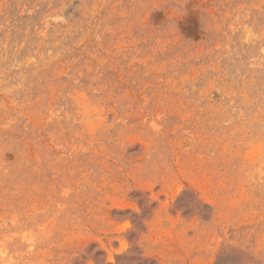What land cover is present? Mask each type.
<instances>
[{"label":"rangeland","instance_id":"1","mask_svg":"<svg viewBox=\"0 0 264 264\" xmlns=\"http://www.w3.org/2000/svg\"><path fill=\"white\" fill-rule=\"evenodd\" d=\"M0 264H264V0H0Z\"/></svg>","mask_w":264,"mask_h":264},{"label":"bare ground","instance_id":"2","mask_svg":"<svg viewBox=\"0 0 264 264\" xmlns=\"http://www.w3.org/2000/svg\"><path fill=\"white\" fill-rule=\"evenodd\" d=\"M69 4V3H68Z\"/></svg>","mask_w":264,"mask_h":264}]
</instances>
